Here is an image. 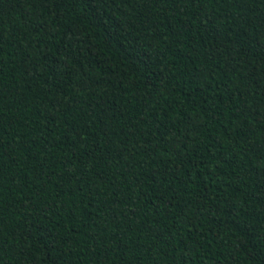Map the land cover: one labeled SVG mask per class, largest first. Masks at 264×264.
Returning <instances> with one entry per match:
<instances>
[{"label":"trees","instance_id":"16d2710c","mask_svg":"<svg viewBox=\"0 0 264 264\" xmlns=\"http://www.w3.org/2000/svg\"><path fill=\"white\" fill-rule=\"evenodd\" d=\"M0 264H264V0H0Z\"/></svg>","mask_w":264,"mask_h":264},{"label":"snow or ice","instance_id":"6c2138e0","mask_svg":"<svg viewBox=\"0 0 264 264\" xmlns=\"http://www.w3.org/2000/svg\"><path fill=\"white\" fill-rule=\"evenodd\" d=\"M104 3H107V0H89V4H90V6L94 7V10H95V6L97 4L103 5ZM256 43H259V41H257ZM250 148H251V151H253V152L256 151L255 147L250 146ZM227 210L232 212V215H235V212H233L231 209H227Z\"/></svg>","mask_w":264,"mask_h":264}]
</instances>
